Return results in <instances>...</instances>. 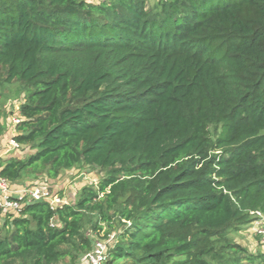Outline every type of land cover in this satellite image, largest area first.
Returning <instances> with one entry per match:
<instances>
[{
  "label": "trees",
  "instance_id": "16d2710c",
  "mask_svg": "<svg viewBox=\"0 0 264 264\" xmlns=\"http://www.w3.org/2000/svg\"><path fill=\"white\" fill-rule=\"evenodd\" d=\"M7 86L29 152L0 177L103 176L0 209V264H79L96 239L107 264H264L226 236L264 222V0H0Z\"/></svg>",
  "mask_w": 264,
  "mask_h": 264
},
{
  "label": "rangeland",
  "instance_id": "374dc122",
  "mask_svg": "<svg viewBox=\"0 0 264 264\" xmlns=\"http://www.w3.org/2000/svg\"><path fill=\"white\" fill-rule=\"evenodd\" d=\"M156 1L157 0H149L150 4H154ZM22 95L23 94L18 93L15 86H7L0 89V101L6 113L5 116H7L3 121L4 131L2 136H5L6 133L10 134L11 130L14 129V127H12V116L16 113L15 107L22 100ZM8 136L7 139H9ZM28 152L29 150L21 147L19 150L15 149L11 153L17 154L18 157H24ZM3 158L5 157H0V161L4 160ZM102 176L103 172L96 168L77 164L71 169L63 170L54 181L48 179L44 174L35 176L26 174L16 182L11 183V189L13 191H18L22 188H29L34 184L46 183L50 186L51 190L55 191L57 194H63L67 197V200L70 201L71 197H73L72 194L75 196L82 186L92 183L95 184ZM71 191L74 193L70 194ZM258 223L260 224L257 225ZM258 223H255V225L246 223L240 224L238 227H231L227 231L226 236L230 241L240 244L249 252L260 255L264 259V222L258 221ZM215 246L218 247L219 244ZM59 264H72V262L60 261ZM73 264H76V261L73 262Z\"/></svg>",
  "mask_w": 264,
  "mask_h": 264
},
{
  "label": "built area",
  "instance_id": "2783aa9c",
  "mask_svg": "<svg viewBox=\"0 0 264 264\" xmlns=\"http://www.w3.org/2000/svg\"><path fill=\"white\" fill-rule=\"evenodd\" d=\"M15 110L16 113L12 116V127H14L20 120L18 105H16ZM18 147L19 144L10 137L6 145V152ZM23 200L26 202L48 200L52 206L67 204V200L64 197L52 192L46 186H32L13 191L10 182L0 177V209H2V211L18 210L23 205ZM256 213L259 214V212ZM258 221L262 222L261 220H257L255 223H258ZM259 224L260 223L257 225ZM106 244V240L96 239L93 243L92 249L81 256L79 264H107Z\"/></svg>",
  "mask_w": 264,
  "mask_h": 264
},
{
  "label": "crops",
  "instance_id": "0c3cea01",
  "mask_svg": "<svg viewBox=\"0 0 264 264\" xmlns=\"http://www.w3.org/2000/svg\"><path fill=\"white\" fill-rule=\"evenodd\" d=\"M13 134H14V129H12L11 130V133L10 134H8V133H6L5 134V136H2L1 137V140H0V157H5L6 158V152H5V150H6V145H7V141H8V139H7V136H8V138H10V137H12L13 136Z\"/></svg>",
  "mask_w": 264,
  "mask_h": 264
}]
</instances>
